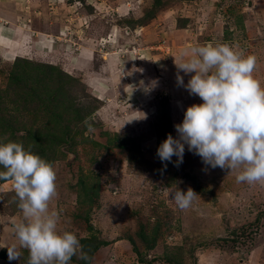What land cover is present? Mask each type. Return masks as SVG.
I'll return each instance as SVG.
<instances>
[{"label":"rangeland","instance_id":"374dc122","mask_svg":"<svg viewBox=\"0 0 264 264\" xmlns=\"http://www.w3.org/2000/svg\"><path fill=\"white\" fill-rule=\"evenodd\" d=\"M209 42L255 56L264 87V0H0V142L53 163L49 210L90 257L70 264H264V185L187 146L179 167L156 155L202 103L177 85L174 60ZM177 187L199 195L186 210ZM18 203L0 180V264L28 261L26 249L8 260Z\"/></svg>","mask_w":264,"mask_h":264},{"label":"clouds","instance_id":"9594fccd","mask_svg":"<svg viewBox=\"0 0 264 264\" xmlns=\"http://www.w3.org/2000/svg\"><path fill=\"white\" fill-rule=\"evenodd\" d=\"M236 47L209 42L182 50L179 61L174 60L177 85L202 103L186 108L182 122L174 125L176 137L168 134L156 155L164 168L177 157L179 167L187 146L204 165L235 172L238 183L264 185V87L253 76L257 58ZM184 76L190 77L187 83ZM85 125L86 136L95 131L87 120ZM0 166L5 169L0 180L12 181L23 215L14 225L18 245L7 247L8 260L18 261L19 249L28 251L27 264H70L73 256L90 260L75 233L57 230L59 213L49 210L57 196L53 163L9 141L0 142ZM169 196L186 210L199 195L191 187H177Z\"/></svg>","mask_w":264,"mask_h":264},{"label":"trees","instance_id":"16d2710c","mask_svg":"<svg viewBox=\"0 0 264 264\" xmlns=\"http://www.w3.org/2000/svg\"><path fill=\"white\" fill-rule=\"evenodd\" d=\"M157 3H158V1H157ZM41 130H43V128H41ZM39 132H37V135H35V139L38 141V142H40V138L42 137V133H40V134H38ZM40 144V143H39ZM31 151L33 152V153H35V154H37V150H36V148L33 150V149H31ZM38 154L39 155H41V157H43L44 159H46L47 157H45L44 156V154H43V152H41V153H39L38 152ZM50 159H48L47 161H49ZM50 162V161H49ZM86 240L84 239V240H82V243L85 245V242Z\"/></svg>","mask_w":264,"mask_h":264},{"label":"crops","instance_id":"0c3cea01","mask_svg":"<svg viewBox=\"0 0 264 264\" xmlns=\"http://www.w3.org/2000/svg\"><path fill=\"white\" fill-rule=\"evenodd\" d=\"M3 27V26H2ZM5 27H7V26H5ZM8 28V27H7ZM24 31V30H23ZM3 39H7V38H3ZM12 40V39H11ZM31 40H33V39H31ZM9 41V40H8ZM10 44V43H9ZM12 46H15L14 44H11ZM20 46V48H21V45H19ZM1 48V47H0Z\"/></svg>","mask_w":264,"mask_h":264}]
</instances>
